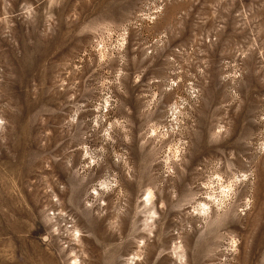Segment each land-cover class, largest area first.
<instances>
[{
    "label": "rangeland",
    "instance_id": "374dc122",
    "mask_svg": "<svg viewBox=\"0 0 264 264\" xmlns=\"http://www.w3.org/2000/svg\"><path fill=\"white\" fill-rule=\"evenodd\" d=\"M0 264H264V0H0Z\"/></svg>",
    "mask_w": 264,
    "mask_h": 264
},
{
    "label": "bare ground",
    "instance_id": "6f19581e",
    "mask_svg": "<svg viewBox=\"0 0 264 264\" xmlns=\"http://www.w3.org/2000/svg\"><path fill=\"white\" fill-rule=\"evenodd\" d=\"M221 178V177H220ZM219 179V178H218ZM222 182V181H221ZM224 184V183H223ZM222 187V186H221ZM229 189H230V187L231 186H227ZM225 190H227V189H225ZM228 192V191H227ZM147 197H149L148 195H147ZM148 199H150V197L148 198ZM208 199V198H207ZM147 200V199H146ZM146 202V201H145ZM222 202V201H221ZM204 204V203H203ZM153 212V211H152Z\"/></svg>",
    "mask_w": 264,
    "mask_h": 264
}]
</instances>
